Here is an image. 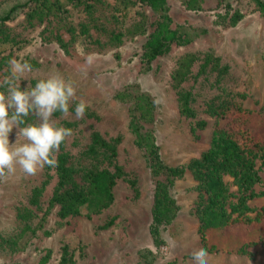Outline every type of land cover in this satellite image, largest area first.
Returning <instances> with one entry per match:
<instances>
[{"label":"rangeland","instance_id":"rangeland-1","mask_svg":"<svg viewBox=\"0 0 264 264\" xmlns=\"http://www.w3.org/2000/svg\"><path fill=\"white\" fill-rule=\"evenodd\" d=\"M166 13L176 39L146 63L141 54L160 20L147 4L0 0V80L13 57L33 66L22 89L52 74L70 79L77 89L73 115L53 116L57 127L73 130L60 151L77 156L95 130L116 142V163L123 171L111 204L66 218L51 203L54 168L45 166L35 176L18 170L0 181V264H58L64 246L75 264H191V251L205 248L199 227L207 193L190 163L209 148L220 105L251 111L252 129L264 137V15L252 0H167ZM78 44L84 53L95 54L93 64L77 53ZM137 93L152 101L151 109L138 116L144 130L153 129L160 160L184 166L170 185L178 210L168 222L154 224L155 190L165 178L153 175L130 125ZM185 95L192 116L182 111ZM81 99L89 107L83 119H75ZM25 121L36 122V117ZM255 163L260 180L248 201L251 210L245 215L250 217L264 204V164L261 158ZM224 179L230 211L237 187L232 177ZM218 237L229 248L207 250L209 264H264V224L235 223Z\"/></svg>","mask_w":264,"mask_h":264},{"label":"trees","instance_id":"trees-1","mask_svg":"<svg viewBox=\"0 0 264 264\" xmlns=\"http://www.w3.org/2000/svg\"><path fill=\"white\" fill-rule=\"evenodd\" d=\"M136 1L149 5L160 16L141 54L142 60L150 63L169 49L176 39V32L169 28L167 0ZM252 2L264 15V0H252ZM8 17L9 14L4 18ZM186 96L182 101V111L192 116L193 111L187 104ZM133 98L134 105L130 107V125L135 135V143L142 148L153 175H162L165 178V181L158 183L155 190L154 224L161 221L168 222L178 210L170 194V185L173 178L183 173L184 166L170 167L162 163L153 129L144 130L138 116H143L145 111L151 109L152 101L145 93H137ZM216 113L218 125L214 129L209 148L201 157L190 163V167L195 171L207 193V203L201 212L199 233L203 246L212 252L228 250L229 246L220 240L218 234L224 233L233 224L246 226L264 224V204L254 217L245 215L251 210L248 201L256 196L253 186L260 180L255 161L261 158L264 164V137L256 136L252 129L251 111L242 109L236 104L232 106L223 104L216 109ZM232 119L237 125L230 124ZM199 124L205 123L199 122ZM67 126H72V123L67 122ZM116 155V142L104 139L95 130L90 134L89 143L77 156H72L63 150L56 155L58 167L54 170L57 183L51 196V203L58 205L60 218L79 215L83 211L88 214L97 213L112 203L113 187L123 175L122 168L116 163ZM102 164L104 165L101 166ZM225 175L232 177L237 187V199L230 211L226 208L231 193L227 188ZM262 194L264 195V191ZM232 213H237V217L232 218ZM58 264H75L67 246L62 247Z\"/></svg>","mask_w":264,"mask_h":264},{"label":"clouds","instance_id":"clouds-1","mask_svg":"<svg viewBox=\"0 0 264 264\" xmlns=\"http://www.w3.org/2000/svg\"><path fill=\"white\" fill-rule=\"evenodd\" d=\"M76 51L87 64L94 63L95 54L84 53L83 45L78 44ZM7 64L8 74L0 80V181H7L18 170L35 176L45 166L58 167L56 154L73 130L57 127L53 116L57 112L61 118L73 115L70 109L77 96L74 83L58 73L22 89L21 82L33 71L32 64L23 57H13ZM88 107L83 99L75 103V119H83ZM29 116L36 117V122L26 123ZM14 129L16 138L11 142ZM190 255L191 264H209L205 248L193 249Z\"/></svg>","mask_w":264,"mask_h":264}]
</instances>
